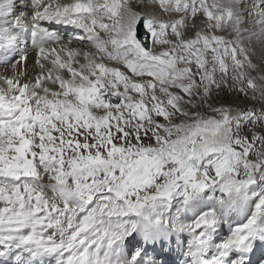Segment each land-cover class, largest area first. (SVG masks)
<instances>
[{
    "label": "snow or ice",
    "instance_id": "obj_1",
    "mask_svg": "<svg viewBox=\"0 0 264 264\" xmlns=\"http://www.w3.org/2000/svg\"><path fill=\"white\" fill-rule=\"evenodd\" d=\"M0 264H264V0H0Z\"/></svg>",
    "mask_w": 264,
    "mask_h": 264
},
{
    "label": "rangeland",
    "instance_id": "obj_2",
    "mask_svg": "<svg viewBox=\"0 0 264 264\" xmlns=\"http://www.w3.org/2000/svg\"><path fill=\"white\" fill-rule=\"evenodd\" d=\"M235 92L229 91L228 89H225L224 92L222 93L223 95H227L224 99L222 97V102L224 103H231V104H250L252 103L251 101H248L245 97H243L242 95H239L241 98L237 97L235 94H233ZM237 94V93H236ZM241 100V101H240Z\"/></svg>",
    "mask_w": 264,
    "mask_h": 264
},
{
    "label": "bare ground",
    "instance_id": "obj_3",
    "mask_svg": "<svg viewBox=\"0 0 264 264\" xmlns=\"http://www.w3.org/2000/svg\"><path fill=\"white\" fill-rule=\"evenodd\" d=\"M233 94H235L237 97H239V98H241L240 96H239V94H236V93H233ZM227 95H223L222 97H223V99L226 97ZM228 97V96H227ZM241 101V100H240ZM243 103V102H242ZM242 103H241V105H242Z\"/></svg>",
    "mask_w": 264,
    "mask_h": 264
}]
</instances>
